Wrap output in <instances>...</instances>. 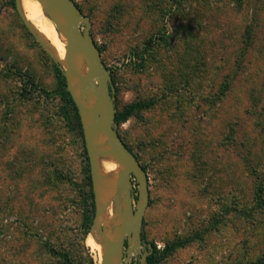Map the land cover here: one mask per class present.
Here are the masks:
<instances>
[{
	"label": "rangeland",
	"instance_id": "rangeland-1",
	"mask_svg": "<svg viewBox=\"0 0 264 264\" xmlns=\"http://www.w3.org/2000/svg\"><path fill=\"white\" fill-rule=\"evenodd\" d=\"M75 2L115 106L147 104L117 129L147 174L142 234L159 250L154 264L264 260V0ZM54 65L0 0V264H99L90 224L82 235L92 209L84 141L52 92Z\"/></svg>",
	"mask_w": 264,
	"mask_h": 264
},
{
	"label": "water",
	"instance_id": "water-1",
	"mask_svg": "<svg viewBox=\"0 0 264 264\" xmlns=\"http://www.w3.org/2000/svg\"><path fill=\"white\" fill-rule=\"evenodd\" d=\"M37 1L43 10L49 12L56 29L65 39L63 61L49 51L47 43L25 19L18 0H14V6L24 25L53 57L61 70L66 89L77 109L88 159L94 206L89 233L93 234L94 241L102 247L99 264H129L131 255L140 252L144 245L147 250L141 252L138 264H147L146 257L151 252L152 245L145 242L142 226L144 211L149 203L148 178L136 156L125 146L117 133L111 75L101 61L99 49L91 35L90 18L81 12L74 0ZM76 52H80L86 60L84 76H81L75 65ZM73 81L76 82V88L72 85ZM99 136L105 140L107 149L97 146ZM99 155L117 160L122 169L118 185L122 189L121 208L116 207L117 229L112 236L105 232L102 220L104 204L99 191ZM135 188L136 197L133 192ZM124 247L126 248L123 251Z\"/></svg>",
	"mask_w": 264,
	"mask_h": 264
},
{
	"label": "bare ground",
	"instance_id": "bare-ground-1",
	"mask_svg": "<svg viewBox=\"0 0 264 264\" xmlns=\"http://www.w3.org/2000/svg\"><path fill=\"white\" fill-rule=\"evenodd\" d=\"M18 1L25 19L31 23L39 36L47 43L49 51H51L57 59L63 61L66 42L62 33L56 29L55 22L52 20L49 12L43 10L37 0ZM74 62L81 76H84L86 71V60L80 52L74 54ZM74 81L72 85L76 88V82ZM97 146L100 149L108 148L105 140L101 136L98 138ZM97 170L99 174L100 198L104 204L102 215L103 225L105 227V232L109 236H112L117 229L118 219L116 217V207L121 208L120 197L122 196V189L118 185L122 169L117 160L99 155L97 156ZM114 175L115 183L113 180ZM86 244L90 247L96 245L92 233L87 235ZM101 254L102 247L99 246L98 259H100Z\"/></svg>",
	"mask_w": 264,
	"mask_h": 264
},
{
	"label": "trees",
	"instance_id": "trees-1",
	"mask_svg": "<svg viewBox=\"0 0 264 264\" xmlns=\"http://www.w3.org/2000/svg\"><path fill=\"white\" fill-rule=\"evenodd\" d=\"M10 1H11V4H12L13 8H14V0H10ZM76 5L78 6L77 3H76ZM78 8L80 9L79 6H78ZM81 12H82V10H81ZM96 46L98 47L97 44H96ZM54 69H55L56 77H57V85L53 89L52 92L57 94L58 97H60V99H62L65 102L67 108H69V110L73 112L74 117L77 120L78 126L81 128L76 106H75V104H74L69 92L66 89L64 76H63L61 70L59 69V67H57V65H54ZM26 80L29 83L31 82V78H26ZM146 105L147 104H143V103H132V104H127L125 107H123L121 109H118L115 106L116 107V113H115V121H116V123L119 124V123L123 122L130 115H132L134 113V111L137 110V108H142V107H144ZM117 133H118L119 137L121 138L122 142L125 144V146L133 153L132 149L127 145V143L124 141V139H122L121 134H120L118 129H117ZM81 135H82V130H81ZM82 137H83V135H82ZM84 151H85V148H84ZM85 153H86V151H85ZM133 154L136 156V158L138 159V161L142 165V163L139 160V157L136 155V153H133ZM86 159H87V155H86ZM87 166L88 167H87L86 170L89 172L88 159H87ZM142 167L144 168L143 165H142ZM144 170H145V168H144ZM88 179H89V183H91L89 174H88ZM90 196H91L90 205H91L92 209H91V214H89V210H87V212L83 215V219H82V225H83V227H82V235H83V237H84V235H85V233L87 231L88 225L90 224V222L92 220L93 211H94L92 191L90 192ZM256 205L258 207L264 206V184H259V186L257 187V190H256ZM151 245H152V250L146 257V263L147 264L157 263L159 261L160 257H161V255L159 253V250L157 249L156 245L153 244V243ZM174 246H175V244L166 245L163 248L162 254H165V253L169 252V250H171ZM46 249L48 251H50V253H59L56 249H54L53 247H51L49 245L47 246ZM260 256H262V255H260ZM68 258L69 257H67V259ZM251 262H252V264H264V260L259 258V256L256 259H253ZM87 264H95V263L93 262V260L91 258H89V262Z\"/></svg>",
	"mask_w": 264,
	"mask_h": 264
}]
</instances>
